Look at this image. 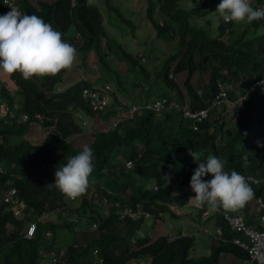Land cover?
<instances>
[{
  "label": "trees",
  "instance_id": "trees-1",
  "mask_svg": "<svg viewBox=\"0 0 264 264\" xmlns=\"http://www.w3.org/2000/svg\"><path fill=\"white\" fill-rule=\"evenodd\" d=\"M103 1L124 24L135 27L110 0ZM145 1V18L156 36L173 45L174 51L162 60L151 59V53L146 50L141 55L128 51L106 28L95 0H76L74 4L71 0L17 1L23 14H34L50 23L63 34L64 40L82 51L78 54L76 51L77 61L72 66L75 70L79 72L76 67L96 69L92 64L98 60V71L116 74L117 88L108 104L94 108L91 98L81 96L83 87L93 88L94 84L83 81L80 88L71 83L63 91L57 90L68 69L54 76H33L27 80L18 72L4 74V79L0 75L2 113L14 111L29 116L25 121L0 122V167L4 169L0 171V194L14 187V204L23 203L22 216L16 217L11 205L0 200V264H242L248 261L247 251L232 243L239 233L231 228L228 217L239 212L250 222L257 209L255 198L264 200V184H249L253 196L241 211L232 213L221 208L202 218V211L190 199L195 196L190 180L198 164L206 163L209 156L219 157L229 173L235 170L240 174L253 172L264 176V132L255 122L257 116L264 117L255 112L264 103V98L258 96L261 94L253 91L243 102V108L236 107L234 111L213 108L195 128L176 110L153 113L143 107L132 119H127V110L130 103L144 106L148 99L168 98L176 93V97L188 101L195 111L205 107L219 90L228 92L237 87L243 93L264 75V19L252 23L220 19L213 26L212 18L208 17L211 14L208 2L221 0H193L192 4L186 0V4L183 0ZM253 1L254 8L264 5V0ZM77 32L82 37L79 44L68 40L70 34L74 36ZM179 50L181 55L175 58ZM89 51L96 57L91 64L85 58ZM113 53L115 59L128 66L127 75L131 73L135 77L130 86L126 83L127 76L122 77L105 59ZM146 58L151 59L149 64L142 61ZM80 74L81 79L84 74L82 71ZM199 89L203 91L201 96L197 94ZM228 97H232L231 92ZM118 98L128 102L127 105H121ZM115 119L122 120L117 127H109ZM262 122L263 118L260 125ZM36 126L48 130L41 143L30 140ZM89 127L93 137L90 142L85 140L81 146H74L72 141H67L73 135L84 134ZM85 144L93 149L94 169L86 192L71 199L52 181L57 168L82 151ZM128 161L131 166H127ZM44 177L49 181L42 182ZM211 178L208 174L202 179ZM123 208L131 209L133 214L121 218L119 209ZM166 213L174 220L187 213L190 218L187 223L198 232L203 227L209 228L205 253L196 257L189 252L203 240L197 241L188 230L186 235H181L180 226L173 231L177 238L167 240V230L156 224L158 219L166 227ZM27 221L36 223L30 238L25 236ZM95 229L97 233L103 231V237L83 238ZM46 232L50 233L49 237L45 236ZM60 252L63 254L54 261L53 256ZM221 258L228 260L221 262Z\"/></svg>",
  "mask_w": 264,
  "mask_h": 264
},
{
  "label": "clouds",
  "instance_id": "clouds-1",
  "mask_svg": "<svg viewBox=\"0 0 264 264\" xmlns=\"http://www.w3.org/2000/svg\"><path fill=\"white\" fill-rule=\"evenodd\" d=\"M253 2V0H221L215 12L219 13L220 17H222L224 22L252 23L255 20L264 19V7H262L261 5L259 7L254 8L251 5V3ZM16 7H11V10L9 12L0 15V73L14 74L18 72L22 75L24 79L27 80L32 78L33 76H54L64 69L71 68L76 59V48L72 44L64 40L63 34L60 31L54 29L50 23L45 22L42 18L38 17L37 15L23 14V12L19 10L18 7ZM1 12L2 11L0 10V13ZM68 38V40H70L71 42L76 43H80L82 40V37L78 32L74 36L70 34ZM105 59L109 60L107 55ZM142 61L146 62V60L143 59ZM92 66L96 67V69L98 67L100 68L98 60L97 62L95 61ZM83 77L84 75L81 77L82 82H88L87 78L84 77L86 80H83ZM262 78L254 80L250 87H248L243 93H240L238 90L239 88L237 87L228 89V92L224 90H219L216 95H214L207 101V105L205 107L199 108L195 111L191 110L188 101H185V99L183 98L179 99L178 96L176 97V93L169 95L168 98H157L153 101H150V99H148L144 103L164 99L163 107L161 108V110L150 111L153 113H160L164 109L176 110L180 113L181 117L183 116L184 118H186V121L194 127V125H196L197 123L202 122L210 114L211 110L215 107H223L224 109L229 111H234L236 107L243 108V102L253 91H255L257 95L261 94L258 96L264 98V82H262L260 85H254L256 81H259ZM106 84H108L113 91L110 95L112 96V94H116L114 90L117 88V86L111 85L108 82L101 84L102 86L94 85L93 88L103 87ZM182 91L185 92L184 89ZM222 92H224V95L221 94ZM230 92L232 94L231 98L228 97V93L230 94ZM201 93H203V91L199 89L197 94L201 96ZM185 94L187 93L185 92ZM185 94L184 96H187ZM223 96H225L226 100L230 102H236L235 105L231 106L227 105L226 103L212 105L213 101L217 97ZM171 97L173 99H170ZM183 109H188L191 113L206 110L207 114L202 120L194 121L191 117L183 115ZM8 112L10 111L2 113L0 107V122L2 121L4 124L12 123L8 122L7 120ZM24 116H26V119L29 118L26 113H21V121L26 120L24 119ZM262 116H264V111L262 113ZM193 157L197 160V157L194 154ZM94 161L95 156L93 149L89 145L85 144L83 146L82 151H80L77 155L70 157L65 164H63L60 168H57L55 172L54 182L57 188L68 198L71 199H76L77 197L84 194L89 184V177L94 169ZM224 169L225 165L219 157L209 156L206 159V163L200 162L198 164V167L194 170V174L191 176L190 187L195 193V196L190 199H194L196 203L195 206H197L198 209L202 211V218H204L205 216L212 215L211 213H215L221 208L226 211H236L238 209L243 208L253 196V191L249 184L253 186H259L261 184H264L263 182H259V184L256 185L252 184L251 182L247 181L246 178L243 176L249 174L258 178H264L263 175L256 174L253 172L240 174L235 170H232L229 173ZM2 170L4 169L0 167V171ZM208 174H211V179H202ZM10 189L1 192L0 200L2 202H5L3 200L4 194L7 193ZM258 198L264 201L262 197H257L255 198V200ZM9 204L11 205V210L13 207L20 208L21 211L19 213H21L22 216L23 203L18 206L15 204L12 205L11 203ZM204 204H206L207 206L203 207L202 205ZM260 214H262V212L257 208L252 215L253 220L256 223L254 225L250 224L245 214L237 212L236 215H242L245 219L246 224L249 227H257L261 229V223L259 222ZM13 215L18 217V215H15L14 212ZM31 223L35 224L36 229L35 222L27 221L25 236L27 235L28 226ZM179 228L182 229L180 234L186 235L184 224H182ZM207 229L208 233L210 230L209 228ZM214 230L218 233H221V230L217 227H214ZM167 232L169 233L167 235V240L169 242L177 238L175 232ZM49 235V232L45 233L46 237H49ZM243 239H245V241L247 240L246 238ZM235 245L239 246L238 244ZM239 247L247 251L250 261H254L257 264H262L259 261L252 259L247 249L241 246Z\"/></svg>",
  "mask_w": 264,
  "mask_h": 264
},
{
  "label": "rangeland",
  "instance_id": "rangeland-1",
  "mask_svg": "<svg viewBox=\"0 0 264 264\" xmlns=\"http://www.w3.org/2000/svg\"><path fill=\"white\" fill-rule=\"evenodd\" d=\"M46 2H53L55 0H44ZM95 2L97 3V5L99 6L102 14H103V20H104V24L106 26V28L108 29V31H110V34H112L113 36H115V38L117 39L118 42H120L124 47H126L128 49V51H131L133 54L137 55V54H142L145 50L149 53H151L150 57L151 59L155 58V59H160L161 60L168 55V53L173 52V45L169 42L166 43V40L164 38H162L161 36L158 37L156 36V31L153 29V27H151V25L148 23L147 19L145 18V13H144V9H145V5H146V1L145 0H110V2L112 3L113 6L117 7L119 12L126 17L127 19H130L131 22L133 24H135V27H129L128 25L124 24L121 19L116 15L115 12L109 10L107 8V6L104 4L103 0H95ZM186 2L188 4H192L195 1L190 0ZM185 0L182 1L183 4H186ZM209 3V7L211 9V14H208V17L212 18V24L213 26H216V23L222 19V17H220L218 12H215L219 3L220 2H208ZM251 5H253V3H251ZM215 15V16H214ZM132 31L134 32L133 38L132 37ZM223 40H225L224 37H222ZM76 43V42H73ZM79 44V43H78ZM82 52L81 50H77V54ZM176 56L175 58H178L181 55V50H179L177 53H175ZM107 57L109 58V62L112 63V66L114 67L115 70H117L119 72V74L124 77L127 76L125 79L126 83L129 84V86L132 84V82L134 81L135 77L132 78L133 76H131V73L129 75H127V69L128 66L121 60L115 59V55L113 53V56L111 55H107ZM81 58V57H80ZM79 58V60H80ZM85 58H87L89 60V64H91L92 62H94L96 60V57L94 55V53L92 51L88 52V55L85 56ZM151 59H147L146 58V62L148 63L151 62ZM77 61V55H76V59L74 61V63ZM79 63V61H78ZM154 64V62H152ZM175 63V60L172 61L170 64L171 66H173ZM73 66V65H72ZM79 69V72L77 70H75L73 67L69 68L66 73L63 75V84H61L60 86L57 87L58 91H63L65 89V87L71 83L75 84L78 88L82 87L84 85V83L82 82V80L80 79L81 76V71L84 74V77L87 78L88 82L94 85H101L105 82H108L111 85H116V74L113 72H105V70H101L98 71V69H90V70H85L79 67H76ZM99 68V67H98ZM100 70V68H99ZM2 79H4L3 75L4 73H0ZM182 86V82L180 83ZM9 88H13V86L9 85ZM1 103V102H0ZM117 109V108H116ZM115 109V110H116ZM16 110V109H15ZM255 112H257L258 114H262L264 111V103L261 106H258L255 108ZM20 113L18 112H14V111H10L7 113V120L8 122H15L17 119L20 120ZM140 115H142V113H140ZM261 118H263V122L262 125H260L261 123ZM255 122H258L257 124V128H260L263 132H264V117L261 116H257L255 119ZM90 128V129H89ZM87 129H85L84 134H80V135H73L72 137L68 138L67 141H72L74 146H81L85 140L87 142H90L93 137L90 135L92 129L91 127H89ZM48 132L47 129H44L42 127L36 126V129L34 131V133H32L31 135V139L34 143H41L43 141V137H45L46 133ZM263 137V136H261ZM80 144V145H79ZM264 170V168L262 169ZM108 202H104V205H107ZM241 211V209H239ZM186 212V211H184ZM230 212H234V211H230ZM187 213H185L184 215H182L178 220H174L172 219L168 213H166V215H164V222L166 227H163V225H161V221L160 220H156V224H158L160 226V228H165L167 231L171 232L174 231L177 228V225H182L184 224L185 227V233L187 234V230L190 231V233L194 236H196L197 241H199V239L202 238L203 242H200L198 244H194V246L189 250V252L193 255H195L196 257H200L201 254L205 253V249L207 248V231L208 229L203 227L201 232H198L195 229V226L193 225H188L189 223H187L189 216L186 215ZM21 216V213L18 214V217ZM151 224V222H149V225ZM98 227V226H97ZM97 227H93V228H97ZM92 228V229H93ZM197 231V232H194ZM99 233H97L96 229L94 231H89L87 233V235H84V239L88 240L91 237H95L97 235L102 236L104 235L103 231H98ZM85 233V232H83ZM82 233V234H83ZM143 233V232H142ZM140 233V234H142ZM79 238V235H78ZM83 241V239H82ZM221 262H225L226 259H220Z\"/></svg>",
  "mask_w": 264,
  "mask_h": 264
},
{
  "label": "built area",
  "instance_id": "built-area-1",
  "mask_svg": "<svg viewBox=\"0 0 264 264\" xmlns=\"http://www.w3.org/2000/svg\"><path fill=\"white\" fill-rule=\"evenodd\" d=\"M71 1H72V4L75 3V0H71ZM16 6H17V0H0V10L2 11L0 15L6 14L7 12L11 10V7H16ZM262 7H264V5H262ZM83 80H86V79L83 77ZM262 82H264V77L260 79L259 81H256L254 85H260ZM112 92L113 91L111 87L108 84H106L103 87H94L93 89L88 88V87H83L81 91V96L83 98H86V97L91 98L90 102L93 105V107L100 108L108 104L109 99L111 98L110 94ZM221 94L224 95V92H222ZM118 100L123 106H126L128 103V102L126 103L122 98H118ZM163 102H164V99L156 100L154 102L144 103V106L140 105L137 102L132 103V104L130 103V106L128 107V110H127V119H132L134 117V114L138 110L142 109L143 107L146 110L159 111L163 107ZM221 103H226L227 105L234 106L236 102H230L226 100L225 96H223V97H217L213 101L212 105L221 104ZM206 114H207L206 110H201L195 113H191L188 109H183V115L191 117L194 121L202 120L206 116ZM24 119H26V116H24ZM121 120L122 119H115L111 123H109L108 126L117 127ZM194 128H195V125H194ZM127 166H131V161L127 162ZM243 176L246 178L247 181L251 182L252 184L256 185V184H259V182L264 183V178H258L256 176L249 175V174L243 175ZM47 181H49V178L47 177L42 178V182H47ZM54 182H55V179H53L52 183ZM15 193H16L15 188H11L7 193L4 194L3 200L5 202H8L14 205L13 196L15 195ZM103 200L106 202L105 198ZM256 202H257V208L261 210L262 212V214L259 215V222L261 223V227H262L261 229L257 227H254V228L249 227L246 224L245 219L242 215H235V216L228 217V220L230 222L231 228L235 230L236 232L240 233V236L234 237L232 239V242L247 249L252 259H255L259 261L260 263L264 264V201L258 198L256 199ZM12 210L15 215H18L19 212L21 211L20 208H16V207H13ZM136 212H139V209H137ZM132 214L133 212L129 208L119 209V216L121 218H125L126 215H132ZM34 229H35V224L31 223L28 226L26 236L31 237L33 235ZM243 238H246L247 240L245 241V239ZM61 255H62V252L59 255L53 256L54 261H58ZM51 264H56V262L51 263Z\"/></svg>",
  "mask_w": 264,
  "mask_h": 264
},
{
  "label": "crops",
  "instance_id": "crops-1",
  "mask_svg": "<svg viewBox=\"0 0 264 264\" xmlns=\"http://www.w3.org/2000/svg\"><path fill=\"white\" fill-rule=\"evenodd\" d=\"M188 221H189V219H188ZM250 224H256L255 223V221L252 219L251 221H250ZM189 225V224H188ZM226 260H228V258H226ZM229 261H230V259H229ZM233 264V263H232ZM242 264H252V261H250L249 259H248V261L247 260H245L244 262H242Z\"/></svg>",
  "mask_w": 264,
  "mask_h": 264
}]
</instances>
